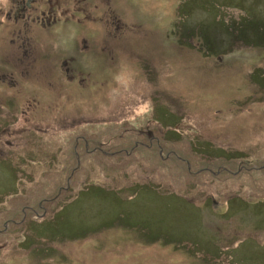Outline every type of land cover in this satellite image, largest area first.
I'll return each instance as SVG.
<instances>
[{"label": "rangeland", "instance_id": "1", "mask_svg": "<svg viewBox=\"0 0 264 264\" xmlns=\"http://www.w3.org/2000/svg\"><path fill=\"white\" fill-rule=\"evenodd\" d=\"M0 264H264V0H0Z\"/></svg>", "mask_w": 264, "mask_h": 264}, {"label": "flooded vegetation", "instance_id": "2", "mask_svg": "<svg viewBox=\"0 0 264 264\" xmlns=\"http://www.w3.org/2000/svg\"><path fill=\"white\" fill-rule=\"evenodd\" d=\"M27 5L30 6L29 3H27ZM22 11H23V10H22ZM56 20H58V18H56V16H55V17H54V21H56ZM83 41H84V44H83L82 46H80L76 52L80 53L81 50H86L87 52H91L90 46H89V44H88V39L85 38ZM74 54H75V53H74ZM75 55H77V54H75ZM77 56H78V55H77ZM70 57L73 59L72 56H70ZM65 62H68V61L66 60ZM65 62H64V63H65ZM68 68L71 69L70 67H68ZM80 80H83V79H80ZM148 133H149V134H152L150 131H148ZM151 139H153L152 136H151ZM5 226H6V225H5Z\"/></svg>", "mask_w": 264, "mask_h": 264}, {"label": "trees", "instance_id": "3", "mask_svg": "<svg viewBox=\"0 0 264 264\" xmlns=\"http://www.w3.org/2000/svg\"><path fill=\"white\" fill-rule=\"evenodd\" d=\"M250 25H251V24H250ZM164 111H165V113H166L170 118L173 117V114H174V113L168 111L167 108H165ZM135 196H136V195H135ZM234 204H235L237 207H238V206H242V203H241V202H238V201H236ZM236 210H237V211H242L243 208H238V209H236ZM4 230L6 231V226H5ZM181 230H182V229H181ZM191 233H192V232L189 231V233L187 234V236H191ZM182 234H183V233H182Z\"/></svg>", "mask_w": 264, "mask_h": 264}]
</instances>
